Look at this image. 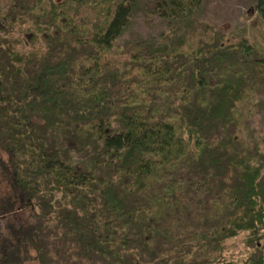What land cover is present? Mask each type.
Returning <instances> with one entry per match:
<instances>
[{
    "label": "trees",
    "instance_id": "1",
    "mask_svg": "<svg viewBox=\"0 0 264 264\" xmlns=\"http://www.w3.org/2000/svg\"><path fill=\"white\" fill-rule=\"evenodd\" d=\"M200 2L0 12V264H264V30L225 40ZM138 11L162 39L119 44Z\"/></svg>",
    "mask_w": 264,
    "mask_h": 264
},
{
    "label": "rangeland",
    "instance_id": "2",
    "mask_svg": "<svg viewBox=\"0 0 264 264\" xmlns=\"http://www.w3.org/2000/svg\"><path fill=\"white\" fill-rule=\"evenodd\" d=\"M9 2L10 0H0V12L8 8ZM69 10H73V8L70 7ZM198 17L210 24L225 40H234L240 35L252 37L253 34L264 30V24L257 22L255 0H201L198 7ZM26 28V24L19 27L16 23L13 30L9 32L10 35L17 36L20 39L19 47L25 49L28 48L31 39L30 33L24 32ZM166 28L167 22L163 17L138 11L131 17L117 41L122 44L130 37L142 36L159 42ZM4 30L1 27L0 33H3ZM34 42L38 44L40 40L35 39ZM259 89L261 90V87ZM252 95L244 106V109L249 111L246 117L250 121L251 127L264 135V92H253ZM255 102L257 104H254ZM261 149L264 151V143L261 144ZM239 237L230 238L227 242L239 244V241H237Z\"/></svg>",
    "mask_w": 264,
    "mask_h": 264
}]
</instances>
